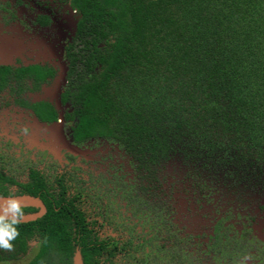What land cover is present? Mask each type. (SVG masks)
I'll list each match as a JSON object with an SVG mask.
<instances>
[{
  "label": "trees",
  "instance_id": "trees-1",
  "mask_svg": "<svg viewBox=\"0 0 264 264\" xmlns=\"http://www.w3.org/2000/svg\"><path fill=\"white\" fill-rule=\"evenodd\" d=\"M68 2L78 13V46L68 52L63 99L76 106L80 135L117 142L147 173L172 156L221 173L230 185L259 170L264 0ZM38 71L43 77L50 70ZM39 187L26 185L31 194ZM34 224L45 240L41 250L54 238L71 251L70 231L57 212L49 207L36 221L20 223V234ZM77 243L83 263L94 264L103 243L89 245L83 236Z\"/></svg>",
  "mask_w": 264,
  "mask_h": 264
},
{
  "label": "flooded vegetation",
  "instance_id": "flooded-vegetation-1",
  "mask_svg": "<svg viewBox=\"0 0 264 264\" xmlns=\"http://www.w3.org/2000/svg\"><path fill=\"white\" fill-rule=\"evenodd\" d=\"M77 16L76 9L68 0H0V34L8 35L9 45L4 62H0V196L28 194L38 197L43 206L42 212L21 223L36 221L50 207L57 212L60 224L71 234V251L68 254L54 238H51L50 247L41 250L45 240L38 234L34 224V227H28L19 235L18 241L23 243V249L13 241L14 251L0 250V264H29L37 257L35 264H74L76 251L81 264H84L81 246L77 243L80 236L90 241L89 245L103 243L99 253L92 255L94 264L110 261L123 249V242L118 239L124 240L125 236L100 235L102 227L111 221L103 202L114 203L115 209L118 205L125 209L130 196L128 193L134 191V186H138L141 194L148 190L142 184L144 182H153L159 188L158 183L150 179L159 171L158 164L152 173H147L136 167L117 142L96 134L80 135L77 130L76 106L71 99H63L68 86V52L75 53L74 46H78L74 33ZM57 20L62 22V28L60 31L55 30L57 34L51 35L56 41L51 53L34 51L36 59L40 58L39 54H43L41 57L47 58L46 62L35 59L24 62L15 55L22 50V43L36 45L37 42L31 40H42V34ZM32 35L35 36L33 39ZM60 40L62 42H58ZM54 53L58 57L62 56L65 80L57 94H54L55 98L49 99L45 90L57 74V69L51 63L57 61V58H53ZM8 56H12L13 61H7ZM37 68L50 71L41 77ZM127 158L130 160L129 165ZM15 160L23 164L19 167ZM259 166L258 171L251 172L250 176L236 185H230L233 181L224 179L221 173L217 177L230 186H224L227 196L221 202L222 211L218 215L214 212L221 219H218L216 236L211 238L213 242L210 244L222 245L227 250L230 242H240L238 248H234L235 253H252L249 257L243 255L245 259L241 261L233 262L230 258L231 264H244L248 259L264 264V164ZM134 174L143 181L141 184L135 185L133 178L130 179V175ZM189 180L191 178H186L194 191L192 194L207 192L205 197H209V192L215 190L208 185L200 188ZM26 185H31V189L39 185L37 194L29 193ZM128 188L130 190L127 192ZM156 195L163 205L158 208L166 212L170 203L167 204L166 200ZM229 199L236 203L229 202ZM229 205L233 206L230 211L224 209ZM199 208L202 213H209L207 204L199 205ZM40 210L39 206H23L24 216L35 215ZM236 210L246 216L244 223L236 222ZM136 215L138 213L131 215L135 221ZM195 215L190 218L199 222L202 215L200 218ZM206 215L203 214V217ZM230 230L234 231L233 239L229 237ZM240 234L242 240L239 239ZM220 262L223 264V260Z\"/></svg>",
  "mask_w": 264,
  "mask_h": 264
},
{
  "label": "rangeland",
  "instance_id": "rangeland-1",
  "mask_svg": "<svg viewBox=\"0 0 264 264\" xmlns=\"http://www.w3.org/2000/svg\"><path fill=\"white\" fill-rule=\"evenodd\" d=\"M61 23L58 20L52 23L49 29L42 34V40L30 39L32 42H37L36 45L33 44L31 46L32 43H22V50H19L15 55L24 62L27 60L34 61V59L35 61L46 62L47 58L41 57L43 54H39L38 56L41 55L40 58L36 59L35 56L37 55H34V51L38 50V52H45L46 54L51 53L52 46L56 45V41L51 35L53 33L57 34L55 31L57 29L60 31V27L62 28ZM34 37L32 35V39ZM7 41L8 35L0 34V46L7 43ZM14 43L15 41L13 45ZM8 57L7 61H13L12 56ZM53 58H57L56 62H51L54 68L57 69V74L50 86L45 90L49 99L55 98L54 94H57L62 81L65 80V66L62 56L58 57L54 53ZM14 162L19 167L23 164V162L21 163V161L17 160ZM129 163L130 160L127 158V164L129 165ZM160 163L158 164L159 171L156 173L157 176L155 175L156 178L154 176L150 178L158 183L159 188L153 182L150 183L149 181V184L144 182L142 184L148 190L144 191L145 188L140 187L144 191L141 194L138 186H134L136 187L134 191L131 190V193H128L131 197L127 198L128 206L126 205L125 209H122L123 207L119 205L115 209L114 203L106 201V204L103 202L107 217L111 221L102 227L100 235L109 234L113 237H120L123 234L125 239H118L123 242V249L111 257L110 261H104L100 264H222L221 260H223V264H231L230 258L234 262L241 261L242 258L245 259L244 256L249 257L252 253L241 254L234 252V248H238L240 242L238 244L230 242L227 250L223 249L222 245L210 244L213 242L211 238L216 236L215 227L219 223L218 219H221L214 212L218 215L222 211L223 205L221 202H223L224 196H227L225 195L224 186L230 185L223 183L222 179H218L219 174L212 175V173L207 172L204 168H199L196 164L184 163L178 156H172ZM130 176V179L133 178V182L136 183L135 185L143 182L136 174ZM186 178H191L189 180L190 183L196 184L200 188L203 185H208L211 188H215V190L209 192V197H205L207 192H195L192 194L194 191L191 190L192 186L186 182ZM129 190L128 188L127 192ZM156 194L166 200L167 204L168 202L170 203L166 212L158 208L163 205L159 202L162 200L158 199ZM229 202L236 203L233 199H229ZM156 203L157 206L155 205ZM201 203L207 204V208H210L209 213H202L200 208L198 209V206L202 205ZM232 207V205H229L228 208L224 209L230 211ZM244 207L246 206L244 205ZM136 213L138 215H136L137 219L135 221L131 215ZM194 213L199 215L198 218L202 215V219L199 222L190 218V216L194 218ZM236 213H238L236 222L244 223L245 215L239 210H236ZM203 214H207L206 217H203ZM212 220L214 221L211 222ZM233 235L234 231L230 230L229 237L231 239L234 238ZM241 237L242 235L240 234L239 239ZM238 264H241V262ZM244 264L258 263L253 261V259H248Z\"/></svg>",
  "mask_w": 264,
  "mask_h": 264
},
{
  "label": "clouds",
  "instance_id": "clouds-1",
  "mask_svg": "<svg viewBox=\"0 0 264 264\" xmlns=\"http://www.w3.org/2000/svg\"><path fill=\"white\" fill-rule=\"evenodd\" d=\"M24 215L23 204L19 199L8 197L0 203V250L14 251L13 241L20 235L18 225Z\"/></svg>",
  "mask_w": 264,
  "mask_h": 264
},
{
  "label": "water",
  "instance_id": "water-1",
  "mask_svg": "<svg viewBox=\"0 0 264 264\" xmlns=\"http://www.w3.org/2000/svg\"><path fill=\"white\" fill-rule=\"evenodd\" d=\"M13 46H12V48H13ZM8 52H9V45L7 42V43L0 46V62H2V61L4 62L5 56H7ZM8 197H14V198L19 199L21 201V203L23 204V206L33 205V206H39L40 207L41 210L39 211V213H37L35 215H31V216H24L22 221H27L29 219H33L36 216H39L40 212H42L43 206H42V203L38 197H35L33 195H28V194L12 195V196H0V203H3V200L5 198H8ZM73 263L74 264H81V259H80L78 251H76L74 254Z\"/></svg>",
  "mask_w": 264,
  "mask_h": 264
}]
</instances>
